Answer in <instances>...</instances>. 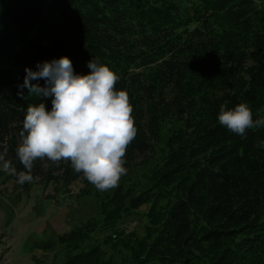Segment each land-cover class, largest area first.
I'll use <instances>...</instances> for the list:
<instances>
[{"label": "trees", "instance_id": "1", "mask_svg": "<svg viewBox=\"0 0 264 264\" xmlns=\"http://www.w3.org/2000/svg\"><path fill=\"white\" fill-rule=\"evenodd\" d=\"M66 56L87 75L93 58L119 77L133 107L136 138L124 167L146 163L162 143L167 155L135 196L123 184L102 197V221L60 235L64 264H112L103 244L128 252L125 264H264V126L245 137L218 122L220 106L245 103L264 118V0H0V145L18 171L15 149L29 104L51 97L18 87L25 68ZM32 83L45 84L44 79ZM0 173H4L0 170ZM32 183L101 197L70 162L47 171L37 160ZM121 181V180H120ZM150 204L145 237L118 227L124 214Z\"/></svg>", "mask_w": 264, "mask_h": 264}, {"label": "clouds", "instance_id": "2", "mask_svg": "<svg viewBox=\"0 0 264 264\" xmlns=\"http://www.w3.org/2000/svg\"><path fill=\"white\" fill-rule=\"evenodd\" d=\"M90 73L75 74L72 61L60 57L25 68L24 83L18 86L23 96L51 97L52 108L44 103L29 104L15 149L18 171L9 157L6 144L0 145V169L16 177L20 185L32 183L37 160L47 171L52 165L70 162L98 191L116 188L127 170L124 167L128 146L136 138L133 107L125 90H117L118 75L108 66L92 59ZM44 79L45 84L32 83ZM218 122L230 132L245 137L247 130L264 126V118L253 120L245 103L234 108L220 106Z\"/></svg>", "mask_w": 264, "mask_h": 264}, {"label": "rangeland", "instance_id": "3", "mask_svg": "<svg viewBox=\"0 0 264 264\" xmlns=\"http://www.w3.org/2000/svg\"><path fill=\"white\" fill-rule=\"evenodd\" d=\"M175 127V124L164 126V138L168 136V129ZM164 138L156 153L146 163L138 162L128 170L121 177L119 185L133 189L135 196L152 187L150 178L167 155ZM83 187L82 182L78 181L65 192L60 189L61 186L55 188L37 183L25 192L8 179V174L0 173V261L5 264H64L67 250L59 244V236L85 223L102 221L101 198L112 195L115 190L100 191V198L95 194L80 198L78 194ZM150 209L151 205L147 204L124 214L118 227L143 239L145 228L149 225L147 215ZM109 234L96 233L84 247L102 246L107 250L105 260L111 258L112 264H125L129 260L128 252H115L103 244L105 236Z\"/></svg>", "mask_w": 264, "mask_h": 264}, {"label": "built area", "instance_id": "4", "mask_svg": "<svg viewBox=\"0 0 264 264\" xmlns=\"http://www.w3.org/2000/svg\"><path fill=\"white\" fill-rule=\"evenodd\" d=\"M1 255H2V252H0V260H1ZM0 264H5V263H3L2 261H0Z\"/></svg>", "mask_w": 264, "mask_h": 264}]
</instances>
